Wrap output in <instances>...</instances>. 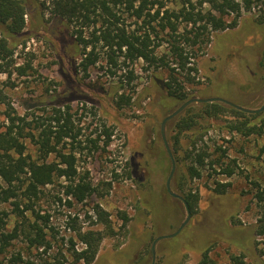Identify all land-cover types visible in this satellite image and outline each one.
<instances>
[{
  "label": "rangeland",
  "instance_id": "1",
  "mask_svg": "<svg viewBox=\"0 0 264 264\" xmlns=\"http://www.w3.org/2000/svg\"><path fill=\"white\" fill-rule=\"evenodd\" d=\"M23 1L25 26L18 36L7 39V48L14 50L13 57L6 61L0 58V132L8 124L7 114L26 117L28 121L34 116L44 117V111H49L48 105L67 103L75 115V124L84 129L83 133L95 131L99 123L111 127L114 132L107 148L103 150L101 138L97 153L81 156L76 162L77 172L80 175L87 173V178L100 192L107 189L103 184L111 183L107 195L83 204L72 202L68 207L63 196L65 180L43 190L45 198L40 203L41 213L49 215V224L58 236L66 241L74 234L67 228L69 217H77L75 226L82 230L101 229V226L91 224L94 217L91 220L85 218V215H92L91 209L96 202L110 215L114 235L102 240L92 264H200L205 251L215 264H264V237L256 236L254 232L263 211L254 194L256 183L262 184L264 135L248 138L231 135L227 129L234 123L231 118L211 120L210 129L202 132V141L196 148H207L210 154L215 150L219 154L217 148H221L226 151L228 160H236L237 167L230 177L217 174L219 170H199V178L190 177L188 162L182 160L190 151L187 148L190 140L186 135L180 137V153L174 160L173 175L178 182L171 189L180 196L190 191L196 196V203L189 210L190 219L179 234L156 244L152 259L153 241L173 234L186 218L180 201L164 197L159 200L157 191L149 192L150 184L158 188L160 185L159 191H164L165 179L170 172L160 125L179 104L170 102L163 90L168 72L161 67L156 71L148 69L143 60L127 63L126 68L119 58L117 66H107L101 52L98 63L84 73L78 66L82 55L81 49L75 46V27L53 16L52 0ZM164 4L168 11H177L181 7L173 0L164 1ZM206 7L203 4V8ZM260 14L264 15L263 6L243 13L237 27L214 33L205 51L190 60L189 66L195 67L196 72L191 74L195 84L186 86L189 99L219 98L250 109L262 106L264 70L259 68L258 58L263 52L260 48L264 49V24L253 23L261 20L258 19ZM124 23L127 29L135 27L132 19H126ZM183 27L181 24L180 28ZM82 31L87 36L88 30ZM3 32L4 27L0 26V39ZM152 51L153 56L160 57L168 52V48L164 43ZM239 51L248 52L247 56L252 60L247 63L243 57L244 72L243 60L238 59ZM246 64H249L248 68ZM128 71H133L134 76L129 86L125 82ZM121 80L123 89L119 88ZM247 84L252 88L245 96ZM121 93L130 100L128 105L118 107L117 95ZM90 108L95 117L88 113ZM77 119H81V124ZM173 120L165 126L170 149L175 135ZM87 126L89 129L85 131ZM23 145L25 154L36 159L33 144L24 140ZM55 160L54 156L47 159L48 162ZM114 175L118 177L116 181ZM216 183L228 185L224 194L215 192ZM9 203L10 200L2 207L9 213L7 229L11 230L15 218ZM119 213H125L128 218L123 229H120ZM12 243L8 257L17 251L23 253L26 243L21 238ZM81 247L76 245L77 249ZM39 253L31 250L23 261L42 264L47 255L40 258ZM55 255V249L48 253L50 257ZM3 261V264L7 262Z\"/></svg>",
  "mask_w": 264,
  "mask_h": 264
},
{
  "label": "trees",
  "instance_id": "2",
  "mask_svg": "<svg viewBox=\"0 0 264 264\" xmlns=\"http://www.w3.org/2000/svg\"><path fill=\"white\" fill-rule=\"evenodd\" d=\"M164 1L167 0H52V13L58 20H64L75 27L74 42L81 49L82 55L78 66L84 73L98 63L101 52L102 56L104 54L105 64L112 67L117 66L119 58L126 68L127 63L143 60L147 62L148 69L156 71L161 67L167 70L163 90L170 102L182 104L189 99L186 86L195 84L191 74L196 72V68L189 66L190 60L196 59L197 53L205 51L212 42L214 33L234 29L243 13H249L255 7H264V0H173L181 5L177 11L165 9ZM203 4L207 6L206 9ZM25 16L23 0H0V26L4 27L0 39L1 60L12 59L14 50L7 48V39L22 32ZM263 16L259 15V24L264 22ZM126 19H132L135 26L133 29L130 28L131 25L130 29L126 28ZM181 24H184L182 29ZM84 28L88 30L87 36L83 35ZM164 43L168 52L160 57L153 56L152 50L160 48ZM258 66L264 70V57ZM20 72L22 74V69ZM109 72L113 74L111 69ZM127 78L128 81L125 82L129 86L134 78L133 71H128ZM159 78L162 81L160 76ZM122 84V80L119 81L120 89H123ZM129 100L130 97L121 93L117 95L116 104L118 107L128 105ZM47 108L49 111H44V117L34 116L28 121L26 117L7 114L8 124L0 132V264H3V260H7L5 264H32L23 261V257L26 258L31 250L40 251V258L47 255L42 259V264H92L102 240L114 235L110 215L96 202L91 209L92 215H85V218L91 220L94 217L91 224L99 225L101 229L82 230L75 226L77 217H69L67 228L74 234L66 241L49 224V215L41 213L40 203L45 198L43 190L61 179L66 182L63 196L68 207L72 202L83 204L93 198L100 199L111 188V183L103 184L107 189L103 188V193L100 192L98 186H93L87 178V173L80 175L77 172L76 162L81 156L97 153L101 138L103 150L107 148L114 135L112 128L99 123L98 131L95 129L88 134L83 133L84 129L75 124V115L69 103L51 104ZM91 109H88V113L95 117L96 114ZM222 117L234 121L227 127L231 135L237 134L243 138L264 135V111L247 114L220 103L188 106L173 120L175 135L171 151L176 161V156L180 153V137L186 135L190 140L187 145L190 151L182 160L188 162L187 170L191 178H199V170L205 169L213 172L219 170L217 174L226 177L235 173L236 160H228L226 151L217 148L219 154L216 150L210 154L207 148H196L199 141H202V132L206 133L210 129L208 125L211 120ZM77 121L80 123L81 119ZM88 129V126L85 127V131ZM24 140H29L35 147L36 159L25 154ZM50 156H54L56 160L48 162ZM129 174L128 172L127 176ZM117 179V175H114V180ZM177 182L175 176L174 186ZM227 187L228 185L216 183L215 192L224 194ZM255 188L254 199L263 211L254 232L256 236L264 237V172L262 184L256 183ZM181 196L191 211L196 203V196L190 191L181 193ZM53 198L61 202L60 198ZM9 200L11 214L15 218L11 230L7 229L9 213L2 207ZM118 217L122 221L120 229H123L128 218L125 213H119ZM18 238L26 243V248H23V253L17 251L8 257L12 242ZM77 244L82 247L77 249ZM55 246L58 248H54ZM54 249L56 255L48 256ZM200 264L215 262L205 251Z\"/></svg>",
  "mask_w": 264,
  "mask_h": 264
},
{
  "label": "water",
  "instance_id": "3",
  "mask_svg": "<svg viewBox=\"0 0 264 264\" xmlns=\"http://www.w3.org/2000/svg\"><path fill=\"white\" fill-rule=\"evenodd\" d=\"M205 103L224 104V105L229 106V107H231L237 111L247 113V114H256V113H260L264 110V104L259 109H246V108H242L240 106H237L235 104H232L228 101H225V100H222L219 98H210V99L192 98V99H189V100L185 101L184 103H182L175 111H173L171 114H169L167 117H165L162 120L161 125H160V137H161V141H162L164 150H165L167 157L170 161V172H169L167 179H166V190L170 196H172L173 198L177 199L178 201H180L182 203V205L184 206L185 212H186V218L173 234L159 237L153 241V243L151 245L152 259L154 258V251H155L156 244L160 240L170 239V238H174L175 236H177L179 234V232L182 230V228L188 223V221L190 219V212H189V208H188L186 201L180 195L173 193L170 189V181H171V179L174 175V171H175V161H174L172 151L170 149V146H169L168 141H167L166 136H165V126L170 120H172L177 115H179L181 112H183L191 104H205ZM152 264H153V262H152Z\"/></svg>",
  "mask_w": 264,
  "mask_h": 264
},
{
  "label": "flooded vegetation",
  "instance_id": "4",
  "mask_svg": "<svg viewBox=\"0 0 264 264\" xmlns=\"http://www.w3.org/2000/svg\"><path fill=\"white\" fill-rule=\"evenodd\" d=\"M252 21V20H251ZM253 22V21H252ZM253 23H255V24H259L258 23V21H255V22H253ZM261 24H264V22L263 23H261ZM260 49H262L263 50V52H262V54H261V56L258 58V59H262L263 57H264V49L263 48H260ZM248 53V52H247ZM247 53H241V51H239V54H240V58H238L240 61L241 60H243V57L246 59L245 61H247V63L248 62H250V61H252L248 56H247ZM248 66H249V64H246V68H248ZM244 68H245V65H244V60H243V72H244ZM245 74V73H244ZM250 87L252 88V86H251V84H247V90L246 91H244V92H247L246 94H245V96L246 95H248V91H249V89H250ZM192 99V98H191ZM189 100V99H188ZM231 103V102H230ZM233 104V103H232ZM264 104V103H263ZM262 104V105H263ZM181 104H179V106H180ZM192 105V104H191ZM236 105V104H235ZM178 106V107H179ZM237 106H239V105H237ZM177 107V108H178ZM229 107V106H228ZM240 107H242V106H240ZM176 108V109H177ZM242 108H245V107H242ZM260 108V107H259ZM259 108H257V109H259ZM175 109V110H176ZM246 109H250V108H246ZM174 110V111H175ZM178 116V115H177ZM176 116V117H177ZM174 119V118H173ZM172 119V120H173ZM171 121V120H170ZM159 176H160V174H159ZM151 177H153V175H152V173H151ZM167 179V178H166ZM166 179H165V183H164V191L162 190V191H159V188H160V185H159V188L155 185H153V184H150V190H149V192H151V191H157L158 192V195H157V197L159 198V199H168V198H170V199H172L173 197L172 196H170L169 194H168V192H167V190H166ZM173 179H174V177H172V179H171V181H170V189L171 188H173L174 187V183H173ZM154 180V179H153ZM152 181V180H151ZM155 183H157V180H155ZM171 191H172V189H171ZM148 192V193H149ZM148 193H145V194H148ZM164 197V198H163Z\"/></svg>",
  "mask_w": 264,
  "mask_h": 264
}]
</instances>
